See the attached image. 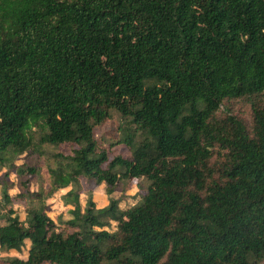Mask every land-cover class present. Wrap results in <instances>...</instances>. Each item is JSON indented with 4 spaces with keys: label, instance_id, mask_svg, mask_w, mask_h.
Listing matches in <instances>:
<instances>
[{
    "label": "trees",
    "instance_id": "1",
    "mask_svg": "<svg viewBox=\"0 0 264 264\" xmlns=\"http://www.w3.org/2000/svg\"><path fill=\"white\" fill-rule=\"evenodd\" d=\"M112 110L128 156L93 136ZM35 132L70 146L47 167L69 207L20 220L3 187L0 251L26 254L0 264H264V0H0V151ZM78 177L147 184L127 208L81 206Z\"/></svg>",
    "mask_w": 264,
    "mask_h": 264
},
{
    "label": "rangeland",
    "instance_id": "2",
    "mask_svg": "<svg viewBox=\"0 0 264 264\" xmlns=\"http://www.w3.org/2000/svg\"><path fill=\"white\" fill-rule=\"evenodd\" d=\"M226 111L241 119L245 125L251 121L250 104L246 98H236L224 101ZM222 109V108H221ZM223 110L218 112L222 116ZM115 111L110 112V117L101 124L93 128V136L98 145L104 149L110 150V157L113 154L128 156L129 152L126 146L120 142L122 138V127H126ZM37 133H34L32 145L23 152L12 150L0 151V197L1 189L4 187L10 198L7 207H10L21 220L24 217V210L27 204L42 200L48 206V215L55 218L57 215H66V209L69 205L63 203L64 195L71 187V183H66L63 188H57L48 194L49 175L47 167H53L54 161L52 153H69L70 146L65 145H40L37 143ZM114 143L113 145H109ZM40 151V152H39ZM39 152V153H38ZM26 166H34L35 172L29 173L26 170L18 172V168L25 169ZM28 178L27 186L21 185V181ZM147 182L144 179L122 180L114 188L111 194L105 192V185L86 182L84 178L78 177V201L82 206L87 198H90L95 207L104 206L109 198L118 200L120 209L133 205L139 196L144 192ZM48 194V195H47ZM10 255H16L11 253ZM19 258H23V254Z\"/></svg>",
    "mask_w": 264,
    "mask_h": 264
},
{
    "label": "crops",
    "instance_id": "3",
    "mask_svg": "<svg viewBox=\"0 0 264 264\" xmlns=\"http://www.w3.org/2000/svg\"><path fill=\"white\" fill-rule=\"evenodd\" d=\"M27 245H28V241H25L24 248H26ZM11 253H14V254H16V255H10ZM22 254H23V256L25 257V254H26L25 249H22V251H21L20 253L15 252L14 250L0 251V256L7 255V256H17V257H18V255L21 256ZM24 257H23V258H24Z\"/></svg>",
    "mask_w": 264,
    "mask_h": 264
}]
</instances>
